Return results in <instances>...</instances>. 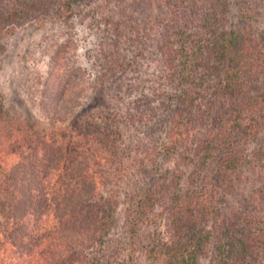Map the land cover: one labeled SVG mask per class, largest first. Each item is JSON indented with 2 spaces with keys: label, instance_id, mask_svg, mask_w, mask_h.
Returning <instances> with one entry per match:
<instances>
[{
  "label": "trees",
  "instance_id": "1",
  "mask_svg": "<svg viewBox=\"0 0 264 264\" xmlns=\"http://www.w3.org/2000/svg\"><path fill=\"white\" fill-rule=\"evenodd\" d=\"M81 1L0 0V34L22 18L46 19L50 13L69 16ZM123 1L129 0H119L117 5L124 6ZM229 1L189 0L188 10H181L184 0H171L162 13L150 17L151 27L145 34L149 40L143 41L142 47L149 56L163 59L168 93L153 107L151 118L137 126L132 124L125 132L126 156L139 158L135 175L146 172L151 179L161 155L170 159L177 153L178 159L186 161L170 184L164 177L165 181L145 188L137 205L139 213L145 215L154 207L156 193H173L164 200L169 238L149 247V264H202L201 253L213 238L217 240L210 250L219 260L217 264H264V214L245 208L213 216L219 206L214 191L221 186L230 189L241 164L258 165L264 158V48L242 19L237 23L242 25L225 28ZM243 1L252 8L250 0ZM100 77L92 86L95 92L84 103L85 110L79 111L84 127L93 124L92 119L84 120V113L104 105L108 86ZM33 127L13 118L0 96L3 175L10 157L31 148L29 132ZM76 141L69 140L65 152L71 149L76 153ZM39 145L36 141L31 150L37 152ZM82 146L91 150L86 141ZM83 171L74 187L63 189L66 198L60 204L56 197L49 204L48 195L39 193L41 190L32 184L21 193L24 179L6 173L11 182L2 180L1 185L14 193L25 210L6 229L0 228V264L99 262L94 251L96 242L102 241L99 233L104 226L99 228L102 222L90 213L96 202L94 174L88 164ZM181 182L187 188L178 194ZM37 193L40 200L35 198ZM103 210L108 212L105 220L110 227L115 223V208L109 204ZM206 218H214V228L207 226Z\"/></svg>",
  "mask_w": 264,
  "mask_h": 264
},
{
  "label": "rangeland",
  "instance_id": "2",
  "mask_svg": "<svg viewBox=\"0 0 264 264\" xmlns=\"http://www.w3.org/2000/svg\"><path fill=\"white\" fill-rule=\"evenodd\" d=\"M118 1L83 0L69 16L50 13L46 19L22 18L0 34V96L13 118L34 125L29 132L31 148L10 157L4 175L0 171V228L6 229L25 210L14 193L1 185L8 179L6 173L24 179L21 193L32 184L41 190L39 193L48 195L49 204L54 197L60 204L66 198L63 189L74 187L88 164L96 187V202L90 213L102 222L99 228L104 226L99 233L102 241L96 242L94 251L99 262L93 264H149V247L169 238L164 200L173 193H156L155 205L145 215L139 213L137 205L145 188H152L164 177L170 184L184 168L183 161L177 153L170 159L161 155L155 161L153 179L146 172L135 175L139 158L126 156L125 132L132 124L137 126L151 118L153 107L168 93L163 59L149 56L142 45L149 40L145 34L151 18L162 13L171 0H129L123 1L121 8ZM243 2L229 1L225 28L249 25L264 48V0H250V9ZM188 4L189 0H184L181 10H188ZM241 19L242 24H237ZM99 76L108 86L104 105L84 113V120L93 122L84 127L79 111L85 110L84 103L95 92L92 86ZM69 140H78L76 153L71 149L65 152ZM36 141L40 144L37 152L31 150ZM83 141L91 150H85ZM234 177L230 189L221 186L214 191L219 206L213 216L245 208L264 214V158L258 165L241 164ZM186 188L181 182L177 193ZM35 198L40 200L39 194ZM109 204L115 208V223L110 227L105 220L108 212L103 210ZM213 220L207 219V226L213 227ZM216 240L206 244L202 264L219 262L210 250Z\"/></svg>",
  "mask_w": 264,
  "mask_h": 264
}]
</instances>
